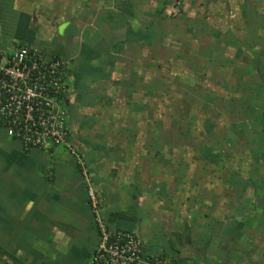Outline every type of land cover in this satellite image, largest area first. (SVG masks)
Instances as JSON below:
<instances>
[{"label": "crops", "instance_id": "crops-1", "mask_svg": "<svg viewBox=\"0 0 264 264\" xmlns=\"http://www.w3.org/2000/svg\"><path fill=\"white\" fill-rule=\"evenodd\" d=\"M26 45L65 63L69 136L25 152L0 125V264H90L99 232L88 188L109 232L137 236L142 264L262 262L254 242L245 260L241 242L231 250L228 237L210 234L217 219L187 207L189 177L172 159H131L124 140L137 131L127 119L155 116L168 75L214 80L206 95L215 99L227 72L231 86L264 95V0H0L1 51ZM245 129L237 134L253 133ZM159 145L142 149L158 155Z\"/></svg>", "mask_w": 264, "mask_h": 264}, {"label": "rangeland", "instance_id": "rangeland-1", "mask_svg": "<svg viewBox=\"0 0 264 264\" xmlns=\"http://www.w3.org/2000/svg\"><path fill=\"white\" fill-rule=\"evenodd\" d=\"M177 74L179 79L175 80L166 76L171 84L167 90L161 88V94L164 91L167 94L166 97L161 96L164 99L159 104L154 103L155 116H144L135 121L127 119L128 128H131V122L137 128L135 134L128 135L124 140L128 144V156L138 159L142 154L144 158L159 156L164 161L172 159L176 174L189 177L181 189L189 194L193 192L186 200L187 207L201 211L207 208L209 222L212 219L218 222V231L210 234L217 235L220 240H223L220 234L224 235V240L226 237L231 240L228 232L242 220L252 223L249 218L254 212L252 208L264 199L261 188L264 178V128L258 137L254 133L263 127L260 115L264 112V95L247 93L244 85L231 86L233 79L229 83L227 79L231 76L226 72V85L221 84L217 88L218 98L214 99L211 94L206 95L208 89L212 90L214 80L207 87L202 85L201 77L192 80ZM191 82L192 85L189 84ZM156 127L160 129L158 134L154 131ZM243 128H246L243 132L253 130L254 134H237ZM155 142L160 144L159 151H156L158 155L151 149L143 151ZM229 175L239 179V182L226 180ZM199 179L202 181H196ZM263 221L261 219L260 223ZM259 232H247L246 235L252 239L243 237L237 242H241V256L245 260L252 256L245 251L249 248L247 245L254 242L255 260H262L257 264H264V237L260 235L264 234V228ZM226 249L228 247H224L225 252Z\"/></svg>", "mask_w": 264, "mask_h": 264}, {"label": "built area", "instance_id": "built-area-1", "mask_svg": "<svg viewBox=\"0 0 264 264\" xmlns=\"http://www.w3.org/2000/svg\"><path fill=\"white\" fill-rule=\"evenodd\" d=\"M66 73L62 60L47 59L34 46H20L8 53L0 49V125L25 152L66 144L69 136ZM87 195L99 232V243L90 264H142L137 236L127 231L109 232L100 199L92 188H88ZM145 261L167 264L160 259Z\"/></svg>", "mask_w": 264, "mask_h": 264}, {"label": "trees", "instance_id": "trees-1", "mask_svg": "<svg viewBox=\"0 0 264 264\" xmlns=\"http://www.w3.org/2000/svg\"><path fill=\"white\" fill-rule=\"evenodd\" d=\"M263 186L261 187L263 192H264V178L262 180ZM255 188V187H254ZM256 206V210L261 211L262 214H257L256 212H252L249 216V218L252 219V223H250L247 220H242L240 222H237L234 226V228L232 229V231L228 232V236L229 238H231V240H229V242L231 243V246L234 248L235 244L237 243V241H239L240 238H243L247 232H250L252 227L255 224H261L260 221L261 219H264V199L263 200H259Z\"/></svg>", "mask_w": 264, "mask_h": 264}]
</instances>
